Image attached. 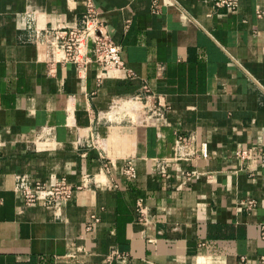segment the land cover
I'll return each instance as SVG.
<instances>
[{"label":"crops","instance_id":"0c3cea01","mask_svg":"<svg viewBox=\"0 0 264 264\" xmlns=\"http://www.w3.org/2000/svg\"><path fill=\"white\" fill-rule=\"evenodd\" d=\"M93 1L131 77L48 47L82 0H0V264H264V163L234 156L264 149V0ZM17 176L84 188L26 205Z\"/></svg>","mask_w":264,"mask_h":264},{"label":"built area","instance_id":"2783aa9c","mask_svg":"<svg viewBox=\"0 0 264 264\" xmlns=\"http://www.w3.org/2000/svg\"><path fill=\"white\" fill-rule=\"evenodd\" d=\"M84 2V12L79 22L69 28H57L48 31L47 44L51 51L58 53L60 63L72 65L78 68H85L91 63L98 65L103 73H124L131 77L133 73L128 70L121 58V47L115 44L110 38L106 25L99 19L98 11L93 0H82ZM214 6L228 11H236L239 0H213ZM153 6H156L155 3ZM149 89L143 87V94H149ZM163 105L158 102L154 113L157 117L163 114ZM188 138L184 135H177L174 141L176 150L175 157L168 160H188ZM235 158L239 163H243L253 158L255 163H264V149L259 146L244 147L236 150ZM163 161L157 163L161 166ZM162 167V166H161ZM108 171L109 165L104 166ZM122 176L125 182L134 184L137 180V169L131 160H125L122 168ZM186 176L190 173L185 172ZM159 175L166 177V173L159 171ZM84 188V184L76 185L66 178H55L48 180L29 181L24 176H17L14 191L19 194L26 205L42 203L47 207L59 209L62 205L72 200L76 193ZM136 211L140 221L144 219V208L142 200L137 201ZM253 201L247 202V207H252ZM98 222L94 215L90 216V223ZM91 226L88 225L87 229ZM264 230V227H263ZM114 258H123L122 253L114 252L105 259L106 263ZM264 259V258H263Z\"/></svg>","mask_w":264,"mask_h":264}]
</instances>
